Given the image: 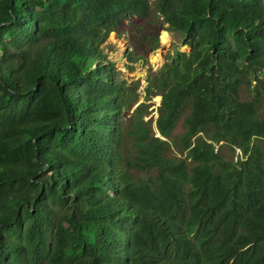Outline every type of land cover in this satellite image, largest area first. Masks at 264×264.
Wrapping results in <instances>:
<instances>
[{"label":"trees","instance_id":"1","mask_svg":"<svg viewBox=\"0 0 264 264\" xmlns=\"http://www.w3.org/2000/svg\"><path fill=\"white\" fill-rule=\"evenodd\" d=\"M153 12L157 132L102 47ZM263 97L264 0H0V264H264Z\"/></svg>","mask_w":264,"mask_h":264},{"label":"rangeland","instance_id":"2","mask_svg":"<svg viewBox=\"0 0 264 264\" xmlns=\"http://www.w3.org/2000/svg\"><path fill=\"white\" fill-rule=\"evenodd\" d=\"M107 58L114 61L118 69V77L124 80L131 95L124 106L127 120L131 112L140 102L148 104L145 119L151 120L153 130L157 132L155 119L158 114V105L161 95L151 97L145 95L146 76L151 70L159 68L166 60V56L176 48L189 50L182 44V39L177 31L171 29L155 12L146 19L131 18L118 30L109 31L102 42ZM245 91V89H243ZM260 113L264 115V97ZM183 131V116L178 120L172 135ZM169 140V137H167ZM131 141L129 140V145ZM218 145V144H217ZM226 158L235 157L238 150L233 151L228 144H223L220 149ZM168 155L183 156L176 146H169ZM130 156V152H127ZM135 176H145L136 166L129 167Z\"/></svg>","mask_w":264,"mask_h":264},{"label":"water","instance_id":"3","mask_svg":"<svg viewBox=\"0 0 264 264\" xmlns=\"http://www.w3.org/2000/svg\"><path fill=\"white\" fill-rule=\"evenodd\" d=\"M124 114H125V116H126L127 112H125Z\"/></svg>","mask_w":264,"mask_h":264}]
</instances>
